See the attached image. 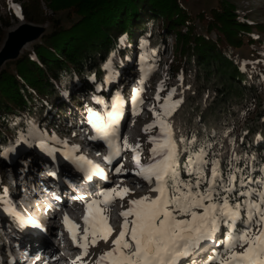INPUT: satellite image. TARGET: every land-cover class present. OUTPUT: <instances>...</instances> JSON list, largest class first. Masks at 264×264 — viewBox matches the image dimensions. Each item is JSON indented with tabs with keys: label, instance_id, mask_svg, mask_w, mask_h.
I'll list each match as a JSON object with an SVG mask.
<instances>
[{
	"label": "trees",
	"instance_id": "obj_1",
	"mask_svg": "<svg viewBox=\"0 0 264 264\" xmlns=\"http://www.w3.org/2000/svg\"><path fill=\"white\" fill-rule=\"evenodd\" d=\"M43 1L54 15L64 16L46 19L51 28L41 44L7 63L0 73V174L5 171L2 151L10 141L28 126L47 128L48 110L57 109L61 92L79 79L93 87L103 82L110 56L128 54L120 39L131 40L140 30L157 53L172 43L169 76H182L177 89L181 105L173 117L177 136L195 134L197 144L211 143L209 154L219 153L222 169L233 155L247 157L244 170L257 181L264 179L261 87L247 79L235 53L243 41L252 40L254 30L238 20L232 4L221 1L208 11L192 13L183 0ZM27 2L22 3L25 20L41 22L42 0ZM5 28L0 27V45ZM214 32L217 40L210 37ZM190 154L189 149L179 157ZM186 160L179 161L181 179H190L183 170ZM244 165L242 159L237 166Z\"/></svg>",
	"mask_w": 264,
	"mask_h": 264
},
{
	"label": "rangeland",
	"instance_id": "obj_2",
	"mask_svg": "<svg viewBox=\"0 0 264 264\" xmlns=\"http://www.w3.org/2000/svg\"><path fill=\"white\" fill-rule=\"evenodd\" d=\"M27 1L0 0V27L5 28L3 23L8 25L5 28V37L0 45V73L7 63L33 51V48L37 44H41L40 39L51 28L50 22L46 19H57L59 16H64L63 13H59L58 16L54 15L42 0L41 11L44 14L43 19H41V22L39 21L40 19H36L34 23L28 22L22 14V3H28ZM221 1L234 6L235 14L240 22L246 21L253 26L254 31L251 34L252 40L249 41L246 39L243 41L235 49V53L237 54L238 65L243 68L245 74H249L247 79L260 85V97H262L261 100L264 102V0H183L184 5L192 13L208 11L218 6ZM12 5H16L19 8L20 16L16 14V9ZM29 30L40 32V34L33 39L20 37V35H23ZM139 31L135 32L131 40H127L126 37L120 39L121 46L127 49L128 54L122 57L118 53H113L110 56L107 62V64L110 63V67L105 68L106 73L103 82L93 87L90 82L82 83L79 79L73 88L61 92L60 98L62 99L59 98L57 109L51 110L50 108L48 110L50 116L48 117L49 125L47 128L42 127L38 130L36 126H28L24 133H19L4 148L2 151V161L4 163L2 165L5 171L3 170L0 174V182L2 180L4 185L2 189L0 188V234L4 231H11L20 242H24L25 235L36 234L33 237L41 238L43 236H51V233H53L55 234L54 239H52L53 242L52 240L48 242L50 249L55 254L54 258H52L53 261L56 258H61L63 255H68V257L74 259L63 262L62 264H73V262H76V264H96L99 257L110 250L112 240L119 234L123 223V218L120 213L130 206L129 201L140 199L143 197L138 196L140 192L143 193L155 186L153 183L146 190V188L134 187L135 185L130 180L121 184L118 181L119 178L114 177L115 174H118L116 172L117 168H121L119 174L128 171L135 174L138 171L135 163L136 152L133 151L136 145L140 146L137 151L140 153L141 164L146 166L152 162L151 148L153 145L150 143V137L157 136L159 130L158 128H153L151 131L146 132L145 128L154 122L155 117L153 111H161V105L173 89L176 90L172 96L173 101L180 100L177 98V89L181 85L182 76L178 74L174 79L169 76L170 66L174 60L172 43L169 42L168 45L163 46L161 53H157L155 52L156 50L151 48L146 37L138 33ZM210 37L212 40L218 39L215 32L211 33ZM141 88L143 89L141 93L142 103L137 105L133 103V97L136 90ZM158 96L160 97L159 100H157ZM118 99L121 102L122 113L118 125L121 151L118 155L113 156L112 149L109 148L106 141L91 139L96 133L89 123V116L90 110L106 116L107 112L111 110V106ZM97 100H103L104 103L99 104ZM60 127H62V130ZM125 139L131 147L124 148L123 141ZM41 141L47 145L48 149L54 151L55 155H57V160L64 159L65 166L76 168V171L74 170L75 175L71 176L78 182H81L83 187L85 186L84 192L78 193L77 191L76 193L72 190L74 189L72 184L71 187L70 184H68L69 187L66 185V188L60 184L64 188L63 191L68 201L75 197V201L69 205L73 209L78 208L82 210L78 214L79 217H85L87 215L84 204V198L87 195H91L101 189L111 190L117 188L119 190L128 187L130 189L129 194L123 199L116 198L113 206L101 205L105 210L112 213L113 219H116V223H112V225L109 223L114 231L107 243L101 240L96 246H90L88 255L83 257L82 262L77 261V257L82 256L83 250L72 239L68 238L70 233L68 232L67 226L66 230H61L59 233L55 232L58 222L50 220L49 216L51 213H49V210L55 207L50 201L42 200L44 202V209L33 210L32 207L36 205L37 200L41 199L37 196L38 198L35 202L31 204L16 203L19 209L16 208V212L13 211L14 209L12 210V208H15L14 204L16 201L14 202V199L21 195L20 191H23L24 188L30 190V185L25 180L28 178L27 175L29 177L30 175H38L40 177V174H42L43 176V173L39 172V166L38 170H36L35 160H39L40 162L45 161L44 163H46V157L44 158V155L53 153L40 148ZM56 144L57 146H55ZM9 149L12 150L8 151ZM71 149H78V151L72 152L74 157L83 156L87 158L93 165L101 169L104 174L98 175L94 171L89 173V171H86L88 165H83V169L85 170H82L80 165L68 159L65 155ZM110 156L112 157L111 162L108 160ZM180 159L184 161L187 159V156L179 157V161L181 162ZM51 160H53V157H51ZM20 176L23 177L21 183L18 182ZM95 178L98 181L96 183L97 189L92 190L88 182H92ZM250 187L255 189L259 186L252 184ZM133 192H135V195ZM23 194L27 196L26 190ZM61 194L62 192L60 191L58 196L62 198ZM45 195L47 193L43 192V196ZM155 195L152 192L150 196L154 197ZM93 199L95 198L91 200ZM61 201L63 200L59 199V205L62 203ZM243 216L244 213H242ZM21 219L24 221L23 224L21 223ZM129 219L132 218L130 217ZM28 221L34 223L29 224ZM73 223L80 226L79 231L82 236L83 229L85 228L84 222ZM26 225L31 226L33 231L28 230L27 232L25 229ZM246 226L243 219L238 221L234 228H228L222 225L213 241H205L201 245V250L193 254V256L181 260L180 264H189V262L190 264H216L217 258L226 253L229 239L238 235L241 232L239 229L243 228L244 230ZM78 242L82 243L79 236ZM58 243H61L60 247ZM0 246H2L1 243ZM74 246H77L80 250L78 252L70 251V249L73 250ZM236 250L242 251L243 249L238 247ZM52 259H45L38 264H51ZM0 264L2 263L0 262Z\"/></svg>",
	"mask_w": 264,
	"mask_h": 264
},
{
	"label": "snow or ice",
	"instance_id": "obj_3",
	"mask_svg": "<svg viewBox=\"0 0 264 264\" xmlns=\"http://www.w3.org/2000/svg\"><path fill=\"white\" fill-rule=\"evenodd\" d=\"M12 7L20 16L19 8L16 5ZM104 67L109 68L110 63ZM142 91V88L136 90L134 104L142 103ZM175 91L173 89L168 95L160 112L153 111L155 120L145 128L146 132L153 128L159 130L157 136L150 137L152 162L142 165L137 151L140 146L133 149L138 168L135 174L149 184L154 183L150 190L156 195L129 201L130 206L120 213L123 223L119 234L112 240L110 250L102 254L96 264H180L181 260L201 250L205 241H213L222 225L234 228L242 219L246 228L229 239L226 253L217 258L216 264H264V179L257 181L244 170L247 157L233 155L226 161L228 167L222 169L219 153L209 154L211 143L197 144L195 134L191 137L182 133L177 136L173 117L181 101H173ZM97 103L103 104L104 101L97 100ZM121 114L119 99L106 116L90 110L89 123L96 133L91 139L106 141L113 156L121 151L118 131ZM178 145L185 147L181 149ZM123 146L131 147L126 139ZM39 147L51 151L43 141ZM189 149L191 154L183 170L190 179H181L179 156ZM73 151L78 149H71L65 155L82 170H85L83 165H88L86 170L89 173L104 174L85 157H74ZM111 159L108 157L109 162ZM242 159L245 165L238 167ZM120 171L121 168L116 169L117 173ZM252 184L259 187L252 189ZM129 192L128 188H113L102 191L101 199L87 202L82 236L80 226L65 217L72 241L83 250L77 261L82 262L90 246H96L101 240L107 243L114 231L101 205H112L116 198L123 199ZM21 223H24L22 219ZM78 236L82 243L78 242ZM238 247L243 250L237 251Z\"/></svg>",
	"mask_w": 264,
	"mask_h": 264
},
{
	"label": "bare ground",
	"instance_id": "obj_4",
	"mask_svg": "<svg viewBox=\"0 0 264 264\" xmlns=\"http://www.w3.org/2000/svg\"><path fill=\"white\" fill-rule=\"evenodd\" d=\"M122 120V119H121ZM80 136V135H79ZM60 148V147H59ZM82 152V151H81ZM48 154V153H47ZM44 155V158L46 160V163L44 162H40L39 160H35V164H36V170H38V166H39V172L43 173V176L42 174H40V177L38 175L36 176H32L30 175H27V183L31 184L32 185V190H33V198H27L23 193H25V188L23 189V193L21 195V197H19L22 201V199H25L24 203H28L29 201H31L33 199V202H35L37 200L38 197H40L41 199L37 200V203L35 206L32 207L33 210H36V209H44V205H43V201L44 198L43 196L41 195L40 193V190H41V185L44 186V188H46V186L48 187H51L52 189L55 190V192H57L56 194H60V191L62 192V199L66 202H63L61 201L62 203H60V205L57 207L55 206L54 208H51L49 210V213L50 214V220L51 221H57V226H56V233H59L61 232V230H66V225H65V217L67 216L72 222H84V217H79L78 214H80V212H82L81 209H78V208H75L73 209L72 207H70L69 204H71V202H74L75 201V197L74 199L71 198L69 201L66 199V195H65V192L63 191L64 188H62L61 184L66 188V183H67V178L66 177H69L71 178L72 176H74V172L76 171L75 169L76 168H71L70 166H65V160L64 159H60V160H57L58 158L56 157L57 155H55V153H50L48 155ZM91 154V153H90ZM86 156V155H85ZM93 156V155H92ZM51 157H53V160H51ZM94 158V157H93ZM87 159V158H86ZM43 160V159H42ZM90 160V159H89ZM94 161V159H92ZM96 160V159H95ZM49 163H48V162ZM38 162V163H37ZM98 163V162H97ZM64 164V165H63ZM72 164V163H71ZM106 166V165H105ZM104 167V166H103ZM105 168V167H104ZM112 169V168H111ZM75 170V171H74ZM87 171V170H86ZM124 171V170H123ZM68 172V173H67ZM95 172V171H94ZM111 172V171H110ZM70 173V174H69ZM108 174H111V173H108ZM72 175V176H71ZM87 175V174H86ZM83 176V175H82ZM25 177V175H24ZM89 177V176H88ZM98 177V176H97ZM114 177H118L119 178V182L121 184H124L126 183L127 181H131L135 186L134 187H139V188H146L147 190V187L151 184H149L147 181H145L143 178H141L140 176H137L135 175L133 172L131 171H128V172H125V173H121V174H115ZM23 177H19V179L21 180ZM112 178V177H111ZM117 178V179H118ZM30 179V180H29ZM46 179V180H44ZM91 179V177H90ZM99 179V177H98ZM113 179V178H112ZM100 180V179H99ZM114 180V179H113ZM112 180V181H113ZM23 181V180H22ZM101 181V180H100ZM97 178H95L94 180H92V182H88L90 184L89 187H91V189H97ZM61 183V184H60ZM130 183V182H129ZM60 185V186H58ZM128 185V184H127ZM132 186V185H131ZM133 187V186H132ZM129 188V187H128ZM145 190V189H144ZM102 191H109V189H101L99 190L98 192H94L92 193L91 195H85L86 197L84 198V204L86 205L87 202H90V200L92 198H95V199H101L100 197V193ZM135 192H133L134 194ZM152 194L151 190L148 189L147 191L143 192V193H139L138 196H150ZM135 195V194H134ZM137 195V194H136ZM38 196V197H37ZM77 198V197H76ZM119 199V198H117ZM59 200V199H58ZM69 202V203H68ZM114 204V203H113ZM112 204V206H113ZM117 209V208H116ZM119 210H121L119 208ZM32 211V210H31ZM120 212V211H119ZM107 217H108V221L109 223L112 225V223H116V219L114 218L113 219V215L111 212L105 210V213H104ZM116 217V216H115ZM119 218V217H118ZM49 220V219H48ZM15 221V220H14ZM20 221V220H18ZM16 222V221H15ZM118 223V222H117ZM30 224V223H29ZM25 227V226H24ZM32 227L29 226V225H26L25 229L28 230L31 229ZM113 228V227H112ZM33 229V228H32ZM43 229V228H42ZM33 231V230H32ZM44 231V230H42ZM30 232V231H29ZM68 235V233H67ZM3 233L0 234V238L3 237ZM26 238L24 240V242H22V245L24 246V249H27L28 251L30 252H41V250H46L44 252V254H47L48 253V249H50V246L48 244L49 242V238H50V235H48L47 237L46 236H43L41 238H36V237H33V235H25ZM5 237V236H4ZM68 238L71 239V235H68ZM16 240V239H15ZM65 246V245H64ZM48 248V249H47ZM80 249L76 246H74L73 250L70 249V251H73V252H78ZM54 257V256H53ZM38 258H39V261L38 263H40V260L43 259L41 258V255H38ZM72 257H68V255H63L61 258H56L52 259V263L51 264H62L63 262H67V261H71ZM17 264V263H16ZM18 264H27V263H18Z\"/></svg>",
	"mask_w": 264,
	"mask_h": 264
},
{
	"label": "water",
	"instance_id": "obj_5",
	"mask_svg": "<svg viewBox=\"0 0 264 264\" xmlns=\"http://www.w3.org/2000/svg\"><path fill=\"white\" fill-rule=\"evenodd\" d=\"M39 34H40V32H33L32 30H29L28 32L24 33L23 35H20V37L33 39L34 37L39 36Z\"/></svg>",
	"mask_w": 264,
	"mask_h": 264
}]
</instances>
